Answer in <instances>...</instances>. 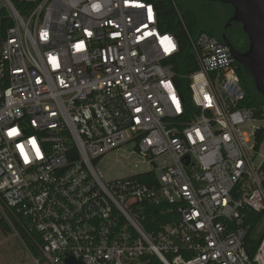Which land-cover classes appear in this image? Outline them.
Returning <instances> with one entry per match:
<instances>
[{
    "label": "built area",
    "instance_id": "obj_1",
    "mask_svg": "<svg viewBox=\"0 0 264 264\" xmlns=\"http://www.w3.org/2000/svg\"><path fill=\"white\" fill-rule=\"evenodd\" d=\"M159 25L154 0H0V210L41 261L264 264V106L242 104L207 33L178 75ZM129 143L128 174L105 180L101 158ZM247 212L263 214L252 255Z\"/></svg>",
    "mask_w": 264,
    "mask_h": 264
},
{
    "label": "trees",
    "instance_id": "obj_2",
    "mask_svg": "<svg viewBox=\"0 0 264 264\" xmlns=\"http://www.w3.org/2000/svg\"><path fill=\"white\" fill-rule=\"evenodd\" d=\"M203 4V11L207 14L206 16H199L194 11L189 9H183L181 12L176 5L177 11L173 6L172 0H154V3L158 7V18L160 21L159 28L163 32H169L174 34L178 42L180 44V55L177 62L176 73L178 75H188L197 70L198 65L190 48V44L188 41V35L192 37H196L199 33L204 32L211 36L216 37V33L214 28L218 23L223 22V18H228L233 12V8L229 4H221L219 2H209L207 0H201ZM220 4L223 8L221 11H217L213 8L214 4ZM170 10V12H167ZM233 15V14H232ZM234 25L239 26V30L243 37L242 41H239L237 44L233 45V47L238 50L239 52H244L248 48V37L243 32L240 23H234ZM235 71L238 75L240 85L245 92V99L243 101V105L246 107H253L258 108L264 106V97L257 92L252 76L238 63L235 64ZM178 88L180 93L186 101L187 105L190 103V96L188 93V86L186 80H178ZM264 136V130L258 135V142ZM263 172H264V164H263ZM264 187V181H263ZM247 219L246 223L251 225L252 231L250 232L246 248L249 254H253L254 250L256 249L259 241L258 239H254V229L256 225L263 217V214H258L254 212H247ZM157 217V221L159 223H165V220L159 218L157 214L154 215ZM0 226L6 231L10 232L11 228L5 223L3 220L0 219ZM23 242L28 245V249L30 254L33 257H38V250L34 246H31L27 241L25 236H22ZM150 264H162L156 257L152 258Z\"/></svg>",
    "mask_w": 264,
    "mask_h": 264
},
{
    "label": "rangeland",
    "instance_id": "obj_3",
    "mask_svg": "<svg viewBox=\"0 0 264 264\" xmlns=\"http://www.w3.org/2000/svg\"><path fill=\"white\" fill-rule=\"evenodd\" d=\"M174 8L183 12V9H189L194 11L199 16H206L203 11V2L201 0H172ZM213 8L217 11H221L223 8L220 4H214ZM133 143H129L121 146L118 150H113L103 156L98 164L100 171L103 174L105 180H112L114 178L123 177L128 174V168L126 167V155L132 151ZM264 155V143L260 147V157ZM130 161H138L136 155H130ZM5 212L0 210V219L5 223ZM9 226V225H8ZM264 221L259 225L255 234L261 235L264 232ZM39 261L38 264H48L45 261L40 260V254L38 257H33L30 254L28 245H24L11 229L10 232H6L0 226V264H36L35 261Z\"/></svg>",
    "mask_w": 264,
    "mask_h": 264
},
{
    "label": "water",
    "instance_id": "obj_4",
    "mask_svg": "<svg viewBox=\"0 0 264 264\" xmlns=\"http://www.w3.org/2000/svg\"><path fill=\"white\" fill-rule=\"evenodd\" d=\"M229 4L233 8L230 22L240 23L248 37V48L244 52L236 50L227 40L223 43L240 66L253 78L255 88L264 97V0H207ZM170 12V10H167ZM67 264H83L72 257L66 259Z\"/></svg>",
    "mask_w": 264,
    "mask_h": 264
},
{
    "label": "flooded vegetation",
    "instance_id": "obj_5",
    "mask_svg": "<svg viewBox=\"0 0 264 264\" xmlns=\"http://www.w3.org/2000/svg\"><path fill=\"white\" fill-rule=\"evenodd\" d=\"M233 14V12H232ZM232 14L228 18H223L222 23H218L216 28H214L216 33V38L223 42L227 40L232 46L237 44L239 41L243 40L241 32L238 25H234L237 22H230L229 19L232 17ZM242 28V26H241Z\"/></svg>",
    "mask_w": 264,
    "mask_h": 264
},
{
    "label": "snow or ice",
    "instance_id": "obj_6",
    "mask_svg": "<svg viewBox=\"0 0 264 264\" xmlns=\"http://www.w3.org/2000/svg\"><path fill=\"white\" fill-rule=\"evenodd\" d=\"M14 133H15V130H13V132H10L9 134L12 135V134H14Z\"/></svg>",
    "mask_w": 264,
    "mask_h": 264
},
{
    "label": "crops",
    "instance_id": "obj_7",
    "mask_svg": "<svg viewBox=\"0 0 264 264\" xmlns=\"http://www.w3.org/2000/svg\"><path fill=\"white\" fill-rule=\"evenodd\" d=\"M22 242H23V238H19ZM24 245H25V243H24Z\"/></svg>",
    "mask_w": 264,
    "mask_h": 264
}]
</instances>
